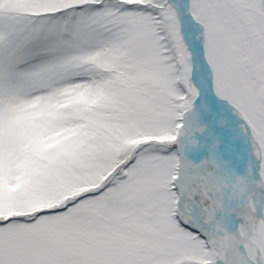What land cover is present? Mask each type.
<instances>
[{
    "label": "snow or ice",
    "instance_id": "6c2138e0",
    "mask_svg": "<svg viewBox=\"0 0 264 264\" xmlns=\"http://www.w3.org/2000/svg\"><path fill=\"white\" fill-rule=\"evenodd\" d=\"M0 264H264V0H0Z\"/></svg>",
    "mask_w": 264,
    "mask_h": 264
}]
</instances>
